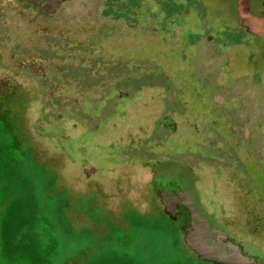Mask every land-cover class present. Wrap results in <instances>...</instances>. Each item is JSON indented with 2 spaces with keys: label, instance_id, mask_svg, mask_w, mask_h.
<instances>
[{
  "label": "rangeland",
  "instance_id": "1",
  "mask_svg": "<svg viewBox=\"0 0 264 264\" xmlns=\"http://www.w3.org/2000/svg\"><path fill=\"white\" fill-rule=\"evenodd\" d=\"M174 3L165 27L157 26L158 40L144 23L151 22L152 0H71L52 21L11 17L1 7L0 264H213L185 246L182 219L165 214L147 187L151 172L139 167L170 149L193 167L195 188L214 202V219L237 240L264 247L258 25L247 21L245 32L216 31L219 38L205 42L203 16L226 14L224 23L238 24L232 2ZM168 28L178 38L165 35ZM55 84L63 87L53 91ZM49 95L54 100L44 109L57 112L55 120L40 119ZM233 104L244 124L235 141L242 161L226 156L223 164L227 145L193 113L218 116ZM165 114L177 125L168 132L176 134L172 141L153 133ZM57 129L64 132L53 134ZM174 191V205L187 210L193 187L176 184ZM89 201L90 210L79 212ZM80 230L84 241L77 240Z\"/></svg>",
  "mask_w": 264,
  "mask_h": 264
},
{
  "label": "flooded vegetation",
  "instance_id": "2",
  "mask_svg": "<svg viewBox=\"0 0 264 264\" xmlns=\"http://www.w3.org/2000/svg\"><path fill=\"white\" fill-rule=\"evenodd\" d=\"M69 1H71V0H0V16L5 15L1 7H7L6 11L9 13V15L11 17H23L24 15L28 14V15L35 17V18H44L46 20H51V21L57 20L60 18L59 16L61 15V11L63 10L62 7L66 3H68ZM176 2H178V4H179L180 0H177ZM230 2H232L233 10H232V13H230V11H228L227 15L229 13L232 14L233 17H235L236 20H238V24L237 25H231V24H228L226 22L224 23L222 18L225 17L226 14L222 15L220 17L218 16L214 20L213 19L209 20L207 17L203 16L201 19L202 23L200 25L201 28H200V34L199 35L201 37H203L205 42L210 43V42L216 41V39L219 38L217 36L216 31L217 32H235V33L237 31H238L237 33L245 32V28L239 23L241 19L237 17L236 12H235V0H230ZM153 7L154 8L151 9L152 12L150 13L152 17L149 18V19H151V22L148 23V20H146L147 22L145 21L144 23L148 24L147 27H149V28H147V29H152V33L157 34L156 40H158L159 34L157 33V26H159L158 24H161V27L164 26L163 24L165 21L162 20L161 17H160V19L158 17V19L156 20V18L154 16L155 14H157V16H159V14H161L163 11V10H161L159 4L154 1ZM161 21H162V23H161ZM214 22H215L217 27L216 26L214 27V25H213ZM14 23H16V22H14ZM142 26L143 25H136L135 29H142ZM51 27H54L56 29V31L58 30V28L55 24H51ZM184 28L180 31V33H182ZM212 28H214V29H212ZM168 29L164 32L165 35L170 36V38H173V39H175V37L178 38V36L176 35V31L174 29H172V28H168ZM179 38H181L180 34H179ZM243 42L244 41L242 39H240V40L233 42V43H236V45H238V44L240 45ZM155 60H157V59H155ZM226 66H228V65L226 64ZM239 74H247V73H245V71H242V72H239L238 75ZM128 79H129V81L131 80L130 78H128ZM129 81L127 82L128 85H129ZM62 87H63V85L55 84L52 87L53 88L52 90L54 91L55 88H62ZM249 89H250V87H249ZM52 90H50V92ZM258 91L260 93H258V92L257 93L262 98V100H264V87H262V89H259ZM50 92H48V93H50ZM253 92H255V91H253ZM119 93H120L119 91L118 92L116 91L117 95H119ZM49 96L54 97L53 95H49ZM122 97H126V94L123 96L121 95V98ZM164 100H165V97H164ZM263 105H264V103H263ZM225 106H226V104H225ZM228 108H229L228 110L223 109L221 112H219L218 116L215 115L214 113L206 110V109H205V111H202L200 109L195 110V112L193 114L201 116L200 117L201 122L202 123L203 122L208 123L211 126V128L215 125L214 129L210 128L212 134L214 133L213 135L216 136L217 140H221L222 146L225 145V147H226V145H227V148L225 149L226 150L225 154L223 152H221V154H220L221 161L223 162V159L226 158V156H228V157L230 156L232 158L231 159L232 162H234L233 160H235V162H237L239 164L242 161L241 156L238 154V150H239L238 148L240 146L237 145V143L235 141H236V138H238L237 134L240 135L242 133V128H244V124L242 122H240L241 117H240V114H238L236 111L237 106L233 104V107L229 106ZM263 109H264V107L262 108V110ZM169 112H171V111L169 110ZM192 112L193 111H189L187 113L190 116V115H192ZM214 115L216 116V119H214ZM262 118L263 119H262L261 123L259 124L260 126L264 123V117H262ZM157 122H158L156 124L157 126L154 127L153 133L156 131V129H158L159 130L158 136L161 137V140L170 139L172 141V140L176 139V137L171 138L172 136L176 135L175 133H168L173 128H175L177 126L175 124V122L172 120V116H170V114H165L163 116H160L159 119L157 120ZM235 128H237L238 130L235 131ZM224 129L228 130L229 133L235 137V139L232 140L230 136H227V135L224 136L225 135ZM161 140H159L160 143H162ZM220 149H222V147ZM246 149H248V148H246ZM248 151L250 152L249 149H248ZM251 153H252V151L249 153V156L247 155L244 157L249 158V160H251L252 159ZM159 154L160 155L155 154V157L152 158L151 161H147V162L143 163V165L147 166L145 168V171H143V172H151L150 176H149V189L154 190L155 195H156L159 203L161 204L162 209L164 210V206L161 203L158 194L161 191L169 193L168 198L173 203L172 197L175 194L174 186L176 184H181V183H184L188 186L193 187L195 199L193 200L191 206H193V205L198 206L199 195L196 192V188H195L196 180H195L194 175H193V172H195L193 167L190 164L183 162L179 158V156H181V154L178 155V154H174L171 152H161ZM232 162H230V163L232 164ZM223 164H225V163L223 162ZM230 166H232V165H230ZM262 172H264V163H262ZM263 189H264V186H263ZM168 198H167V200H168ZM174 206L175 207H174V209L170 215L166 214V213L165 214L173 221L181 218L182 219V221H181L182 225H189V221H190L189 209L191 208V206L187 210H182L180 207H177L176 205H174ZM201 214L206 215L203 212H201ZM207 217L210 221V228L211 229H213V228L222 229L226 233L227 238L224 239L221 243L223 246V249L226 250V253L230 252L225 247V244L229 241V242L237 244L240 247V251H241L243 257H246V259L248 260L247 264H264V247L259 246V245H255V244L250 243V242L237 240V238L234 236V234L231 231L226 229L225 225H223L221 222H217L213 216H207ZM181 232H182V234H184V232L182 230H181ZM208 262H211L213 264H221V262H218V263H214L212 261H208Z\"/></svg>",
  "mask_w": 264,
  "mask_h": 264
},
{
  "label": "water",
  "instance_id": "3",
  "mask_svg": "<svg viewBox=\"0 0 264 264\" xmlns=\"http://www.w3.org/2000/svg\"><path fill=\"white\" fill-rule=\"evenodd\" d=\"M235 12L237 17L241 19L242 26L249 25L251 20L254 21V25L255 22L257 23L259 39L261 44L264 45V0H235ZM138 164L140 169L147 167L141 161H138ZM85 165L86 162L84 160L81 161V166L84 167ZM86 172L94 173L93 170L87 167ZM147 187H149V179ZM196 192L199 195L198 206H191L189 209V225H182L181 227V230L184 232L183 242L186 247L202 261L221 262V264H247L248 260L246 257H243L240 247L237 244L228 241L225 247L230 252L226 253V250L223 249L221 243L227 238V235L222 229H211L210 221L207 217L213 216L214 209L212 205L214 202L211 203L212 205L205 203L204 199L207 201L208 196L204 195L202 188L196 189ZM214 192H217V190ZM158 196L164 206V212L170 215L175 206L168 198L169 193L161 191ZM201 212L207 216L201 214Z\"/></svg>",
  "mask_w": 264,
  "mask_h": 264
},
{
  "label": "trees",
  "instance_id": "4",
  "mask_svg": "<svg viewBox=\"0 0 264 264\" xmlns=\"http://www.w3.org/2000/svg\"><path fill=\"white\" fill-rule=\"evenodd\" d=\"M147 1V0H146ZM149 1V0H148ZM156 2V3H158L159 4V6H160V8H161V10H163L162 11V13H161V16H162V20H167L168 18H169V15H170V12L166 9L167 7H169L170 6V2H172V1H174V2H176L177 0H152V2ZM144 3V2H143ZM175 4V6H177L178 5V2H176V3H174ZM148 10H151V8L149 9L148 8ZM161 23H162V21H161ZM50 99H53L52 97H50V96H48V98H46V101L44 100V107H43V110H42V112H41V118L40 119H44V118H48V116H50L51 118V120H55L54 118H57L56 116H57V112H47L44 108H46V105H51L50 104ZM54 100V99H53ZM39 122H40V120H39ZM54 126V125H53ZM49 129H50V127H48ZM49 129H48V131H49ZM51 130V129H50ZM57 131L58 132H54L53 134H56V135H59L61 132H64L62 129H61V131H59L58 129H57ZM51 132V131H50ZM164 152H171V153H174V154H178V155H180L181 154V156L183 155L182 154V152H180V150L178 151H174V149H170V150H168V151H164ZM159 153H161V152H158V153H155V154H157V155H160ZM139 161H141V160H139ZM142 163H145V162H143V161H141ZM149 188V187H148ZM145 199V195H143L142 196V198L140 199L141 201H143ZM63 199H61V200H58V205H61L63 202ZM140 201V202H141ZM83 203H85V202H83ZM80 204V203H79ZM78 204V208H79V212H81L82 211V209L83 210H86V211H88V210H90V206H91V203H90V201L89 202H87L86 204H87V206L86 207H84L85 205H83V206H81V205H79ZM84 207V208H83ZM64 223V222H63ZM67 235H69V236H73V235H71V233H66ZM85 233H84V231H79V234L77 235V240L79 241V240H82V241H84V238H85ZM2 264V263H1Z\"/></svg>",
  "mask_w": 264,
  "mask_h": 264
}]
</instances>
